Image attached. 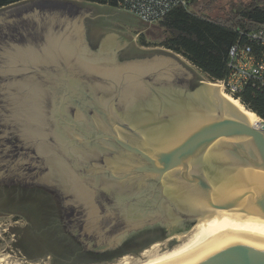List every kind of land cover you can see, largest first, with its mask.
Listing matches in <instances>:
<instances>
[{
	"label": "water",
	"instance_id": "obj_1",
	"mask_svg": "<svg viewBox=\"0 0 264 264\" xmlns=\"http://www.w3.org/2000/svg\"><path fill=\"white\" fill-rule=\"evenodd\" d=\"M92 19L148 26L84 2L33 0L0 10V189H47L62 215L59 232L87 250L186 217L195 220L189 229L203 220L201 239L156 264H264V125H250L220 99V88L199 84L171 54L121 64L94 55L84 34ZM98 36L106 52L168 54L139 50L131 36L108 29ZM167 62L191 91L152 85L148 77L162 75L158 63ZM139 89L142 104L131 106ZM117 100L130 110L120 113ZM27 190L22 202L41 200ZM4 196L0 216L22 204ZM72 257L62 252L51 264Z\"/></svg>",
	"mask_w": 264,
	"mask_h": 264
},
{
	"label": "trees",
	"instance_id": "obj_2",
	"mask_svg": "<svg viewBox=\"0 0 264 264\" xmlns=\"http://www.w3.org/2000/svg\"><path fill=\"white\" fill-rule=\"evenodd\" d=\"M33 0H0V10L16 6ZM85 2L108 6L112 9H137L146 0H65ZM203 0H169V6L161 18L155 23L164 34L160 46L169 52L182 56L186 61L198 69L211 81L223 80L227 73V60L234 44H248L254 49L255 43L250 41L248 33L264 26V0H248L237 9L230 11L222 19H212L207 15L209 4L195 10L194 7ZM134 6V7H133ZM249 112L264 120V88L252 83L232 96ZM3 188V187H2ZM6 189V187H4ZM23 189V190H22ZM37 191L41 200L27 199L29 191ZM7 190L0 189V197L7 195ZM19 192V193H18ZM43 192L44 194H42ZM15 197L21 206L13 211L17 219L25 222L23 227H15L12 234L15 237L14 247L22 252L26 258L33 260L42 256H50L53 261L62 251L57 249L63 242H73L65 236L60 237L54 226L53 217L57 209L50 194L39 187L16 188ZM31 199V198H30ZM50 225V226H49ZM54 246L55 249L50 247ZM59 248V247H58Z\"/></svg>",
	"mask_w": 264,
	"mask_h": 264
},
{
	"label": "flooded vegetation",
	"instance_id": "obj_3",
	"mask_svg": "<svg viewBox=\"0 0 264 264\" xmlns=\"http://www.w3.org/2000/svg\"><path fill=\"white\" fill-rule=\"evenodd\" d=\"M101 29V23H99V20L97 19H92L90 24L88 25L87 29L84 31L85 33V42L87 44V47L89 48V51H91L94 55H98L101 57H113V63L114 64H121L123 62H129V61H134V60H145V59H152L156 54L158 56H163L164 58L172 59V56L170 54H165V53H155L151 55L150 57H139V56H134L131 54L124 53V47H112L109 49L107 52L103 51L102 48L105 43H101V38L99 36L97 37L98 33L100 32ZM97 37V40H96ZM161 64L160 67L163 69L161 70L162 75L157 76L155 74H151V76L148 77L149 81L154 85L155 87L158 86H163L165 88H170V87H175V88H181L185 90L191 91L192 89V83L187 80V78H183L182 76H178L176 70L173 71L170 69L172 66L171 63L167 62L164 63H158ZM116 89H123V84L120 82L118 86H116ZM111 93H115L112 90H110ZM125 93V83H124V90L119 91L120 96H122ZM141 89L137 90L133 95V101L130 104L138 103L142 104V99L144 98L141 96ZM148 96H153V93L148 90ZM125 100V99H124ZM116 109L120 113H125L126 108H129V102L128 105L126 104L125 101L117 100L116 101ZM136 106V105H135ZM134 108V107H133ZM139 111H145L144 106H138ZM134 109V111H136ZM130 110V108H129ZM10 186H8L10 194L5 195L3 198L9 197L12 198V202L16 201L15 197V191L11 190ZM44 190V187H41ZM51 191L54 195L60 197V192ZM61 199V198H60ZM53 220L55 221L54 224L51 227L57 228V230L64 229L62 225V215L61 212L57 213L54 217ZM198 220V219H197ZM195 222V220H191L189 218H180L176 223H171L168 224L166 222H158L152 225H148L146 227H143L142 229L139 230H134L129 233H126L123 237L122 240L115 246L109 247V246H94L95 250H87L85 249L80 243L75 241L71 236H69L68 233H61L59 232L58 235L60 237L65 236L68 239H73V242H63L58 250L60 249L62 252H70L75 257H72L74 260L71 261H64L61 264H109L113 261H116L125 255H135L139 253L142 250H145L147 247H150L152 243H157L159 241H163L167 239V235L170 234L172 231L175 233L179 232H184L189 227ZM50 226V225H49ZM100 247V248H99ZM55 249V250H57ZM100 249V250H99ZM85 255L87 258H77L79 255Z\"/></svg>",
	"mask_w": 264,
	"mask_h": 264
},
{
	"label": "rangeland",
	"instance_id": "obj_4",
	"mask_svg": "<svg viewBox=\"0 0 264 264\" xmlns=\"http://www.w3.org/2000/svg\"><path fill=\"white\" fill-rule=\"evenodd\" d=\"M207 1L208 0L200 1L194 7V9L198 10L203 6H206ZM247 1L248 0H214L211 4H209L210 9L206 13L212 19H222L225 16H227L230 11L237 9L241 4L246 3ZM77 3L80 2L77 1ZM86 4H91V3H86ZM96 6L108 7L102 5H96ZM116 10L120 11L119 9ZM101 22H107L113 24V25H108L106 27L101 26V28L103 29H108L120 35L131 36L133 39L134 46L139 50L142 51L160 50L168 54H171L172 56L177 58L181 63H183L186 67L192 70L200 79H202V80H198L199 84L208 86L206 83L207 82L211 83V81L206 77V75L202 74L198 69H196L188 61H186L182 56L173 54L160 46V43L164 38V34L156 24H148L147 27H144L141 25L128 24V23L119 22L116 20H109V19L102 20ZM196 223L187 231V233L184 236H182L180 239H178L176 242L172 244L168 240L152 243L150 247H147L145 250H142L135 255H131V254L125 255L124 257L116 261H113L109 264H123L125 262L133 264L135 262L137 263V261L138 262L146 261L151 253L162 255L172 250L176 246L181 245L187 240V238H189L192 234H194L195 229L193 228L196 225ZM24 225L25 222L20 219H17L16 215L14 214H10L8 216H0V264H51L52 257L50 256H42L40 258L29 260L28 258L24 257L20 253V251L15 249L14 247L15 237L11 231L15 227H23Z\"/></svg>",
	"mask_w": 264,
	"mask_h": 264
},
{
	"label": "built area",
	"instance_id": "obj_5",
	"mask_svg": "<svg viewBox=\"0 0 264 264\" xmlns=\"http://www.w3.org/2000/svg\"><path fill=\"white\" fill-rule=\"evenodd\" d=\"M168 1L146 0L139 9L134 6V9L129 10L121 7L118 9L133 14L146 24H155L167 10ZM248 38L255 43L256 47L253 49L248 44H234L228 54L226 77L223 80L211 82L219 86L221 91L231 98L248 83L264 88V26L249 32ZM256 118L259 123L254 127L259 129L264 125V120L258 116Z\"/></svg>",
	"mask_w": 264,
	"mask_h": 264
},
{
	"label": "bare ground",
	"instance_id": "obj_6",
	"mask_svg": "<svg viewBox=\"0 0 264 264\" xmlns=\"http://www.w3.org/2000/svg\"><path fill=\"white\" fill-rule=\"evenodd\" d=\"M208 86H215L217 88H219V86L214 85L212 83H206ZM218 91V96L220 97V99L226 103L228 106H230L231 108H233L234 110H236L239 114H241L252 126H258L259 120L256 118V116L247 111L236 99L231 98L229 95L223 93L221 91V89L216 90V92ZM195 232L194 234H192L189 238H187V240L182 243L179 246H176L175 248H173L172 250L162 254V255H158V254H154L151 253L149 255V258L144 261V262H138L137 263H133V264H156L159 263L193 245H195L202 237L203 235V220L198 221L196 223V225L194 226ZM149 253V252H148ZM125 260V259H124ZM120 262V261H119ZM125 262V261H124ZM123 264H131V263H123Z\"/></svg>",
	"mask_w": 264,
	"mask_h": 264
}]
</instances>
